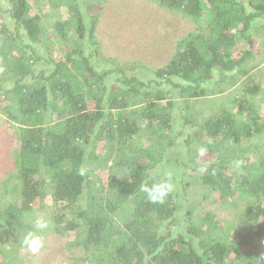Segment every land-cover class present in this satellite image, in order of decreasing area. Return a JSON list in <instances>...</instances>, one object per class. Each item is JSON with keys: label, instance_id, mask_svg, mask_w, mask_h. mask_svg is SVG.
Returning a JSON list of instances; mask_svg holds the SVG:
<instances>
[{"label": "trees", "instance_id": "16d2710c", "mask_svg": "<svg viewBox=\"0 0 264 264\" xmlns=\"http://www.w3.org/2000/svg\"><path fill=\"white\" fill-rule=\"evenodd\" d=\"M154 1L208 29L181 37L159 67L101 55L105 0L0 7V111L17 124L16 174L0 188V264L20 263L28 214L39 210L69 238V264H264V112L247 95L198 119L188 111L216 75L234 83L230 73L256 58L264 0ZM45 21L63 43L58 51ZM187 124L194 129L183 132ZM176 140L187 161L175 158L173 178L192 179L202 196L187 205L173 189L153 204L140 185L168 179ZM222 208L237 219L219 226Z\"/></svg>", "mask_w": 264, "mask_h": 264}, {"label": "rangeland", "instance_id": "374dc122", "mask_svg": "<svg viewBox=\"0 0 264 264\" xmlns=\"http://www.w3.org/2000/svg\"><path fill=\"white\" fill-rule=\"evenodd\" d=\"M7 1L0 0L2 9L7 7ZM29 2L33 5V0H29ZM103 4L104 8L96 28V38L103 57H113L123 62L137 61L149 67H159L166 64L174 56L176 43L181 37L193 32L203 36L208 34L204 22L198 24L181 12L162 7L154 0H105ZM81 6L85 7L84 2ZM36 10L37 7L34 5L33 12ZM49 13H52L49 15L50 18L56 16L54 11ZM66 13L61 8L62 18H67ZM2 15L7 26L12 30L15 29V22L9 17L7 11ZM257 24L262 26L260 30L262 33L260 36H255L253 51L256 58L248 64V68L244 69L243 73L235 71L230 73L237 75V80L234 83L230 80L227 83H220L218 75H216L214 80L205 85L210 90L209 94L190 102L189 114L192 113L196 119L199 115H208L210 112L215 114L223 106L233 109L235 108L234 99L245 95L259 111L264 112V17L257 20ZM43 27L46 28L50 40H52H49L48 43H50L54 52L60 50L63 43L56 39L49 21H45ZM203 36H200V38L202 39ZM85 47L89 53L93 45L88 44ZM46 50L44 48V51ZM251 85L260 86V92L247 93V88ZM215 87L222 88L223 91H215L217 90ZM178 110L179 114L185 113L183 108ZM186 113L188 112L186 111ZM187 125L183 126V129L185 128L183 132L194 129ZM16 129L17 124L0 111V188L6 187L4 181L14 178L13 176L16 174L14 165ZM169 150L172 154V163L170 166L163 167V173L170 176L174 189L185 196L187 205L191 201L198 202L202 192L192 179L188 180L189 183H185L184 186V184H181L180 177V180L173 178L176 176V170L179 169L175 158H179L182 162L187 161L185 149L182 148V144H179V140H176L169 147ZM185 171L190 173L187 168ZM235 213L236 211L233 209H220V216L216 219L217 224L220 226L226 219L231 220L234 217L237 219ZM28 216L27 230L20 237L21 243H23V239L29 231H36L35 220L43 218L48 221L49 227L38 232V234L43 236L45 246L41 251L34 254L24 245H21V252L18 253L19 260L16 259L15 262L19 261V264H69L67 249L69 238L54 230L50 214L45 210H39L29 213ZM183 225H186V223H183Z\"/></svg>", "mask_w": 264, "mask_h": 264}, {"label": "clouds", "instance_id": "9594fccd", "mask_svg": "<svg viewBox=\"0 0 264 264\" xmlns=\"http://www.w3.org/2000/svg\"><path fill=\"white\" fill-rule=\"evenodd\" d=\"M241 164L242 161H237L235 166L239 168ZM83 174L84 170L82 169L81 175ZM173 189L174 185L170 182V176L168 177V179L153 182L151 184H149L148 181L145 180L140 185V190L145 193L148 201L153 204L163 203L165 198L170 192L173 191ZM48 227L49 223L46 219L37 218L35 220L36 231H29L25 235L23 239V245L34 254L41 251L44 248L45 244L43 236L38 234V232L46 230Z\"/></svg>", "mask_w": 264, "mask_h": 264}]
</instances>
